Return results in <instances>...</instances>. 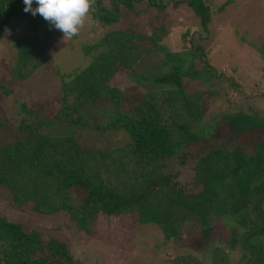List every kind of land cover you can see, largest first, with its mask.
Segmentation results:
<instances>
[{
    "label": "trees",
    "instance_id": "obj_1",
    "mask_svg": "<svg viewBox=\"0 0 264 264\" xmlns=\"http://www.w3.org/2000/svg\"><path fill=\"white\" fill-rule=\"evenodd\" d=\"M207 1L182 0L173 6L189 8L205 32L210 20ZM141 2L161 9L159 0H107V4L95 0L89 15L105 32L95 46L83 52L90 57L88 67L59 75L57 113H45L42 104L36 110L19 104L20 118L14 126L6 119L0 122V194L7 193L16 208L30 204V212L36 216L62 212L85 236L91 235L98 215H135L138 224L156 226L175 248L189 246L192 239L187 237L193 231L203 245H209L215 225L228 219L234 227L223 250H227L230 264H243L248 256L239 236L261 224L255 207L264 194L260 146L264 119L233 108L210 131L198 128L206 108L199 90L187 92V86L207 83L214 71L195 68V59L204 60L200 46L191 42L193 37L190 49L171 54L159 44L164 28L149 36L133 27L115 29L120 19L138 13ZM24 7V0H0V30L11 19L28 22L32 30L13 45L17 80L46 64L45 40L38 33L44 30L45 39L51 35L49 23L39 14L24 12ZM92 50L97 51L94 56H90ZM148 55L158 60L156 74L144 80L154 90L122 92L107 85L120 68L133 71ZM23 69L27 72L22 73ZM2 89L5 96L10 94ZM100 103L110 104L113 116L105 126L89 127L80 111ZM61 124L122 131L128 141L119 148L88 150L73 137L45 134L49 127ZM223 134L237 141L248 137L245 144L251 153L209 147L193 167L192 183L199 187L195 192L170 183L163 172L169 161L184 156L189 146L217 140ZM256 235L264 236V231ZM255 250L257 259L252 264H264V247ZM68 252L65 243L53 238L43 242L38 232H24L18 224L0 217V264H78Z\"/></svg>",
    "mask_w": 264,
    "mask_h": 264
},
{
    "label": "rangeland",
    "instance_id": "obj_2",
    "mask_svg": "<svg viewBox=\"0 0 264 264\" xmlns=\"http://www.w3.org/2000/svg\"><path fill=\"white\" fill-rule=\"evenodd\" d=\"M179 1L182 0H159L160 10L141 2L138 13L133 11L127 15V20L120 19L115 29L133 27L135 32L149 36L153 30L164 28L159 44L171 54L190 49V38L193 37L191 42L200 46L204 60L195 59V68L214 71L207 83L194 82L187 86V92L199 90L206 108L198 128L210 131L209 127L233 108L255 113L264 119V0H208L205 4L209 7L210 20L205 32L189 8L181 4L173 6ZM102 2L107 4V0ZM48 26L51 27L50 37L45 39L44 30L38 33L40 40H45L43 59L46 58V64L19 80L16 79L19 74L16 73L13 45L32 30L28 22L21 19H11L0 30V122L6 119L14 126L20 118L19 104L31 105L35 110L42 104L45 113L55 115L59 110V75L88 67L90 57H85L83 52L95 46L105 32L90 15L79 35L71 40L64 41L62 32ZM96 52L92 50L90 56ZM157 62L155 55L142 57L133 71L120 68L107 85L122 92L154 90L149 81L144 80L156 74ZM23 72L27 71L23 69ZM3 87L10 90L9 95L3 94ZM79 116L89 127L105 126L113 116V108L108 103H100L84 108ZM45 134L73 137L80 147L88 150L119 148L128 141L122 131L89 130L76 124L52 126ZM247 138L237 141L223 134L217 140L191 145L185 149L184 156L169 161L163 172L171 184L182 187L185 192H195L199 188L192 183L197 158L207 153L209 147L239 149L250 154L251 149L245 144ZM30 208V204L16 208L7 193L0 194V217L18 224L24 232H38L43 242L53 238L65 243L71 259L78 264H170L172 259L183 255L193 256L202 264H211L214 252L226 253L227 250H223L227 248L226 237L234 227L225 219L215 225L209 245H203L193 231L187 237L192 239L189 246L175 248L162 238L156 226L138 224L135 215H98L91 235L85 236L75 229L64 213L40 217L33 215ZM248 244L255 249L264 247V236L252 235ZM233 255L239 260L238 253Z\"/></svg>",
    "mask_w": 264,
    "mask_h": 264
},
{
    "label": "clouds",
    "instance_id": "obj_3",
    "mask_svg": "<svg viewBox=\"0 0 264 264\" xmlns=\"http://www.w3.org/2000/svg\"><path fill=\"white\" fill-rule=\"evenodd\" d=\"M24 0V12L33 16L39 14L56 30L62 32L64 41L78 36L89 14L93 9L95 0Z\"/></svg>",
    "mask_w": 264,
    "mask_h": 264
},
{
    "label": "water",
    "instance_id": "obj_4",
    "mask_svg": "<svg viewBox=\"0 0 264 264\" xmlns=\"http://www.w3.org/2000/svg\"><path fill=\"white\" fill-rule=\"evenodd\" d=\"M260 146L264 154V138L262 139ZM263 205H264V194L258 200L257 205L255 207L256 215L261 221V224L242 232L239 236L240 246L242 247L244 252L249 256L246 262L243 264H252L257 259L256 250L254 249V247L250 246L247 243V239L253 234L255 235L261 231H264V211L262 210ZM219 261H221L222 264H230L227 253L223 251H217L212 255V264H219ZM183 262H189L192 264H202L197 258L187 255H183L182 257H176L172 259L170 261V264H182Z\"/></svg>",
    "mask_w": 264,
    "mask_h": 264
},
{
    "label": "flooded vegetation",
    "instance_id": "obj_5",
    "mask_svg": "<svg viewBox=\"0 0 264 264\" xmlns=\"http://www.w3.org/2000/svg\"><path fill=\"white\" fill-rule=\"evenodd\" d=\"M214 253H215V252H214ZM214 253H213V254H214ZM213 254H212V255H213ZM247 256H248V255H247ZM248 257H249V256H248ZM248 257H247V259H248ZM228 259H229V257H228ZM229 262H230V260H229ZM245 262H246V261H245ZM245 262H244V263H245ZM211 264H212V259H211ZM219 264H222L221 261H219Z\"/></svg>",
    "mask_w": 264,
    "mask_h": 264
}]
</instances>
